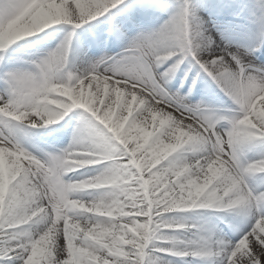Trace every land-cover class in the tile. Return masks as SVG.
I'll return each instance as SVG.
<instances>
[{
	"label": "snow or ice",
	"instance_id": "obj_1",
	"mask_svg": "<svg viewBox=\"0 0 264 264\" xmlns=\"http://www.w3.org/2000/svg\"><path fill=\"white\" fill-rule=\"evenodd\" d=\"M120 3L0 0V52L52 25L79 27ZM138 6H148L147 0ZM65 56L61 42L35 62L34 73H8L0 94L6 130L0 132V258L14 257L11 264H152L146 259L150 241L171 227L161 223L162 214L199 207L248 217L237 240L220 242L222 264H264V192L250 191L245 182L264 172V160L241 158L249 142L264 141V71L252 66L254 59L220 46L200 54L186 3L159 31L134 38L119 58L102 57L79 75L61 76ZM188 56L237 106L226 126L220 125L224 117L206 115L168 90ZM72 109L82 110L81 121L61 152L40 159L22 147L18 133L53 124ZM181 150L194 152L190 161L179 157ZM91 166L95 175L65 179ZM81 192L99 195L84 199ZM160 251L212 254L199 246Z\"/></svg>",
	"mask_w": 264,
	"mask_h": 264
},
{
	"label": "bare ground",
	"instance_id": "obj_2",
	"mask_svg": "<svg viewBox=\"0 0 264 264\" xmlns=\"http://www.w3.org/2000/svg\"><path fill=\"white\" fill-rule=\"evenodd\" d=\"M140 3L141 0H121L108 13L79 27L70 24L52 25L10 45L0 52V94L7 87V74L19 72L10 65L19 62L18 56L28 50L48 54L61 42H65L66 56L61 76H67L68 73L79 75L102 57L119 58L137 36L159 31L185 3L189 9L190 38L200 54L207 55L217 46L233 52H243L254 59V68L264 71V0H147L148 6L143 7L138 6ZM174 60L175 57L171 58L158 70L163 71ZM167 88L185 98L195 97L202 109H206V101L211 99L219 98L228 107L233 103L191 56L185 57L180 63L168 81ZM187 89V93L183 94ZM227 110L232 117L237 113ZM81 111L72 109L53 124L26 128L24 133L17 134V139L26 151L37 158L44 159L54 150L59 153L70 143L81 121ZM226 124L227 122L220 123ZM0 132H6L2 125ZM193 155L192 150L179 152V157L185 161H190ZM241 158L247 163L264 160V141L257 139L249 142L242 149ZM94 167L97 166L84 167L75 173L69 172L65 179L77 175H95L92 171ZM245 182L250 191L264 192V172L251 173L245 178ZM80 195L84 199H91L99 193L93 192L90 195L81 192ZM247 221L248 217L239 210L199 207L173 209L162 214L161 223L171 227L162 228L150 241L146 259L152 264H222L220 242L237 240L240 232L246 228ZM39 227L42 225H31V229ZM193 246L207 248L212 254L180 257L160 251L162 248L179 250Z\"/></svg>",
	"mask_w": 264,
	"mask_h": 264
},
{
	"label": "rangeland",
	"instance_id": "obj_3",
	"mask_svg": "<svg viewBox=\"0 0 264 264\" xmlns=\"http://www.w3.org/2000/svg\"><path fill=\"white\" fill-rule=\"evenodd\" d=\"M129 46V45H128ZM127 46V47H128ZM126 47V48H127ZM45 56H47L46 53H41L40 51H38V53L34 52V51H27L25 53L20 54L19 57V62L15 63L14 65H10L11 67H16L15 70L19 71V72H26V73H34L36 71L35 68V62H37L38 60L44 58ZM8 63L10 64V62L8 61ZM12 69V68H10ZM62 73V69L60 72V75ZM189 89L183 91V94H186L187 91ZM186 103L188 104H197V99L193 96L186 97L185 98ZM207 104L204 106L206 107V109H204L205 114L206 115H215L217 117H224L225 119L221 120L220 123L223 122H227V119L232 118V115L230 114V112L227 109H230L231 111H236L237 106L234 103H231V105L233 106H226L225 104H223V101L221 102V100L218 99H211V101H206ZM221 102V103H220ZM237 115V113H236ZM234 115V116H236ZM50 146H52V144H50L49 142L47 143ZM52 155L58 154L57 150H54L52 153ZM14 260V257H7L5 259H1L0 260V264H11V262Z\"/></svg>",
	"mask_w": 264,
	"mask_h": 264
}]
</instances>
